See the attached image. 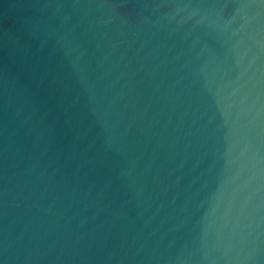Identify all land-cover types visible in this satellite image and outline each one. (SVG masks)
Segmentation results:
<instances>
[{"label": "water", "instance_id": "water-1", "mask_svg": "<svg viewBox=\"0 0 264 264\" xmlns=\"http://www.w3.org/2000/svg\"><path fill=\"white\" fill-rule=\"evenodd\" d=\"M0 264H264V0H0Z\"/></svg>", "mask_w": 264, "mask_h": 264}]
</instances>
